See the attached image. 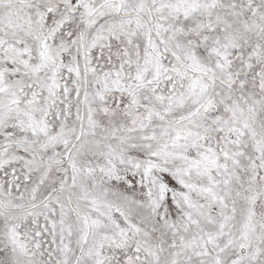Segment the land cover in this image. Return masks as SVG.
I'll return each mask as SVG.
<instances>
[{
    "label": "snow or ice",
    "instance_id": "6c2138e0",
    "mask_svg": "<svg viewBox=\"0 0 264 264\" xmlns=\"http://www.w3.org/2000/svg\"><path fill=\"white\" fill-rule=\"evenodd\" d=\"M0 264H264V0H0Z\"/></svg>",
    "mask_w": 264,
    "mask_h": 264
}]
</instances>
